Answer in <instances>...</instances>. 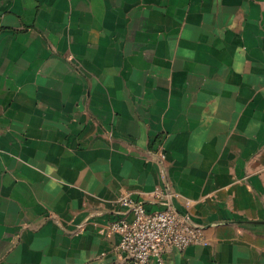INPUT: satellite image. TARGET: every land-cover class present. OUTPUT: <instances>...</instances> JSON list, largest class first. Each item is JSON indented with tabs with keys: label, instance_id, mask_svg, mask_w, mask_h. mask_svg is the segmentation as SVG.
I'll list each match as a JSON object with an SVG mask.
<instances>
[{
	"label": "crops",
	"instance_id": "crops-1",
	"mask_svg": "<svg viewBox=\"0 0 264 264\" xmlns=\"http://www.w3.org/2000/svg\"><path fill=\"white\" fill-rule=\"evenodd\" d=\"M157 188L163 264H264V0H0V264H117Z\"/></svg>",
	"mask_w": 264,
	"mask_h": 264
},
{
	"label": "built area",
	"instance_id": "built-area-1",
	"mask_svg": "<svg viewBox=\"0 0 264 264\" xmlns=\"http://www.w3.org/2000/svg\"><path fill=\"white\" fill-rule=\"evenodd\" d=\"M166 154L160 151V162ZM165 173L163 174L164 177ZM173 193L157 188L153 197L164 207L150 210L141 201L130 194H123L119 203L125 211L123 216L109 223L108 232L119 235L118 249L122 258L117 264H149L155 260L163 264L164 254L169 248L186 249L193 244H207L203 228L194 223L188 215L180 214L171 200ZM133 213L129 218L128 213ZM79 225L77 232L84 231Z\"/></svg>",
	"mask_w": 264,
	"mask_h": 264
}]
</instances>
